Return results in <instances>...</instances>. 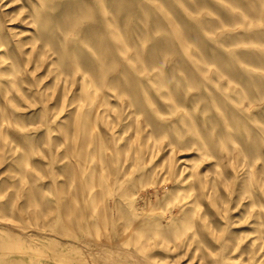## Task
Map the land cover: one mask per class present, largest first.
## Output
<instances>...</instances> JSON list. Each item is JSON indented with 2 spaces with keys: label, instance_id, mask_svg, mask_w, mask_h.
Masks as SVG:
<instances>
[{
  "label": "rangeland",
  "instance_id": "rangeland-1",
  "mask_svg": "<svg viewBox=\"0 0 264 264\" xmlns=\"http://www.w3.org/2000/svg\"><path fill=\"white\" fill-rule=\"evenodd\" d=\"M0 264H264V0H0Z\"/></svg>",
  "mask_w": 264,
  "mask_h": 264
},
{
  "label": "bare ground",
  "instance_id": "bare-ground-1",
  "mask_svg": "<svg viewBox=\"0 0 264 264\" xmlns=\"http://www.w3.org/2000/svg\"><path fill=\"white\" fill-rule=\"evenodd\" d=\"M173 169V168H172ZM181 173V172H180ZM178 174H179V172H178ZM180 175V174H179Z\"/></svg>",
  "mask_w": 264,
  "mask_h": 264
}]
</instances>
